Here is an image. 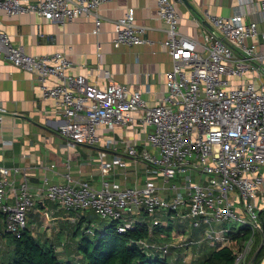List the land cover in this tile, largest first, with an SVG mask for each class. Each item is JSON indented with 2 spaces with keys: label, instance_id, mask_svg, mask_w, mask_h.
<instances>
[{
  "label": "built area",
  "instance_id": "built-area-1",
  "mask_svg": "<svg viewBox=\"0 0 264 264\" xmlns=\"http://www.w3.org/2000/svg\"><path fill=\"white\" fill-rule=\"evenodd\" d=\"M109 1L0 0V11L9 15L34 12L60 22L92 16V31L97 34L101 23L98 8ZM176 2L156 0L157 17L165 23L161 43L172 64L164 72L166 92L153 105L126 83L110 80L99 86L87 75L72 72L73 62L63 51L30 54L1 29L0 58L35 75L43 97L52 98L62 115L58 131L68 148L100 145L102 127L114 130L138 122L145 138L140 144L128 143L124 153L145 162L149 174L162 176L163 188L173 194L170 198L160 195V187L151 179L141 186H119L103 179L96 187L67 173L68 180L63 183L43 176L46 198L69 211L90 208L101 218L116 220L119 232L136 225L134 213L153 216L152 227L162 222L155 216L164 211L171 219L189 218L192 227L207 226L205 238L224 243L230 228L216 225L238 220L252 235L237 251L233 264H253L248 250L253 234L262 232L259 212L264 208V31L260 34L258 20L246 19L242 8L229 15L205 10L214 28L199 41L181 31ZM245 2L256 9L253 0ZM259 5L264 19V0H259ZM145 30V25L136 22L134 8L129 7L114 20L113 43L144 42ZM234 76L241 78L240 83L233 84ZM98 158L103 173L116 164L126 172L122 158L108 160L104 149L99 150ZM19 173L21 179L14 185ZM177 178L181 181L176 182ZM9 193L12 202H8ZM34 204L26 168L0 163L4 231L18 235ZM194 242L186 240L175 246ZM139 244L162 254L169 250L167 244L158 242L139 240ZM263 262L264 256L257 264Z\"/></svg>",
  "mask_w": 264,
  "mask_h": 264
},
{
  "label": "crops",
  "instance_id": "crops-1",
  "mask_svg": "<svg viewBox=\"0 0 264 264\" xmlns=\"http://www.w3.org/2000/svg\"><path fill=\"white\" fill-rule=\"evenodd\" d=\"M253 1L256 7L254 10L247 6L245 0H177L180 29L199 41L204 40L214 28L206 18L205 10L229 15L242 8L246 12V19L258 20L262 34L264 19L259 0ZM129 7L135 10L136 22L146 26L143 34L145 41L115 46L114 20L122 16ZM98 12L101 23L97 34L92 31L95 26L92 16L82 15L60 22L47 20L34 12L9 15L0 11V29L15 44H22L30 54L63 51L73 62L71 71L87 75L91 83L99 86H105L110 80L126 83L130 88L141 91L148 104L159 102L167 89L164 72L171 67L172 61L161 43L165 37V23L157 17L156 0H111L102 3ZM54 80L52 77L51 81ZM0 101V163L26 168L35 199L34 206L27 212V227L35 237L52 244L61 260L76 257L71 252H75L74 229L80 216H93L96 213L90 208L69 211L46 198L42 191L43 176L63 183L68 180L66 174L69 173L72 178L88 180L96 187L101 186L103 179L119 186H141L151 179L160 187V195L165 198L173 196L168 188H163L162 176L149 174L145 162L124 153L128 143L137 141L140 144L145 138V130L138 122L132 127H117L114 130L102 127L103 138L100 145L77 144L68 148L58 131L63 119L53 99L43 97L32 72L13 65L5 58H0ZM146 129L150 130L152 126H147ZM100 149L105 150L108 160L122 158L126 162V172L116 164L103 173L98 158ZM193 175L198 177L197 173ZM20 179L21 173L16 176L14 185ZM180 181L181 178L176 179V182ZM12 199V194L9 193L8 202H12ZM98 217L92 222V226H100L98 221H109ZM132 217L136 221L147 222L149 231L155 226L150 227L153 216L143 211L134 213ZM155 217L162 220L159 226L156 224L161 231L152 238L156 236L157 240L162 241L160 244L168 245L169 259L175 264H194L213 247L236 245L229 234L243 227L241 225L236 229L230 224H217V228H230L226 232L228 241L217 243L197 238V235L205 232L207 226L192 227L189 218L171 219L164 211L158 212ZM173 222L179 228L178 233L188 232L186 236H180L176 243L195 240L188 244L190 259L186 258L184 252V249L188 252L187 245L177 247L168 244L170 239H167L166 230L171 228L169 225ZM3 232L4 215L0 213V245L5 243Z\"/></svg>",
  "mask_w": 264,
  "mask_h": 264
},
{
  "label": "trees",
  "instance_id": "trees-1",
  "mask_svg": "<svg viewBox=\"0 0 264 264\" xmlns=\"http://www.w3.org/2000/svg\"><path fill=\"white\" fill-rule=\"evenodd\" d=\"M97 218V214L81 215L74 229L76 235L83 227V235L76 241L75 252L81 261L84 258V264H175L169 259L170 249L162 254L160 250L139 244V240L156 241V236L152 237L160 233V224L149 231L147 222L137 221L132 229L119 232L116 220L98 221L100 226H92ZM259 218L263 238L260 253L264 256V208L260 210ZM251 235L252 230L247 226L230 232L229 236L236 241L237 246L213 247L194 264H233L237 251ZM2 237L7 238L8 246L7 251L0 256V264H75L73 259L61 260L54 246L35 237L27 225L18 235L4 231ZM80 250L83 256H80Z\"/></svg>",
  "mask_w": 264,
  "mask_h": 264
},
{
  "label": "rangeland",
  "instance_id": "rangeland-1",
  "mask_svg": "<svg viewBox=\"0 0 264 264\" xmlns=\"http://www.w3.org/2000/svg\"><path fill=\"white\" fill-rule=\"evenodd\" d=\"M232 80H233V84H237V83H240V81H241V78L240 77H236V76H234V77H232ZM75 212V211H74ZM98 216V215H97ZM26 221H28L27 220V216H26ZM225 224H230L233 228H236V229H238L242 224H241V222L240 221H238V220H234V221H227V222H224ZM169 226H171V228L170 229H167L166 230V234L168 235V238L167 239H170V243H168L169 245H176V244H178V243H176L177 241H178V238H180V236H186L187 234H188V232L186 231L185 233H178V230H179V228H178V226L176 225V223H172V224H170ZM243 226V225H242ZM82 229H83V227H82ZM82 229H80L79 231H78V233L75 235V244H76V241L78 242V240L81 238V236L83 235V230ZM200 230V229H199ZM45 231V230H44ZM47 233L48 234H50V232L49 231H47ZM205 234H206V232H204V233H202V234H199V235H197L196 237L197 238H200V239H205ZM60 237H61V240H63V235L61 234L60 235ZM4 241H5V243L4 244H1L0 245V256H1V254H2V252L4 253L5 251H7L6 250V248H7V246H8V241H7V238H5L4 239ZM183 241V240H182ZM202 241V240H201ZM247 241H245L244 242V244L246 243ZM176 243V244H175ZM243 244V245H244ZM242 245V246H243ZM262 245V235H261V232H255L254 234H253V240H252V244H251V246H250V248H249V252H248V260H250L253 264H257L258 262H260V260L262 259V257H263V253H260V246ZM189 246H187V250H188V252L187 251H185L186 249H184V252H186V258L187 259H190V257H189V255H188V253H189V248H188ZM76 249V248H75ZM60 253V252H59ZM71 253H73L74 254V256H76V257H73L72 259L74 260V262H75V264H84V258H83V260L81 261L79 258H77V256H79L78 254H76L75 255V252H71ZM82 254H84V253H82V251L80 250V256H83ZM185 254V253H184ZM61 255H63V254H61ZM72 260V261H73ZM189 261V260H188Z\"/></svg>",
  "mask_w": 264,
  "mask_h": 264
},
{
  "label": "bare ground",
  "instance_id": "bare-ground-1",
  "mask_svg": "<svg viewBox=\"0 0 264 264\" xmlns=\"http://www.w3.org/2000/svg\"><path fill=\"white\" fill-rule=\"evenodd\" d=\"M263 264H264V262H263Z\"/></svg>",
  "mask_w": 264,
  "mask_h": 264
}]
</instances>
